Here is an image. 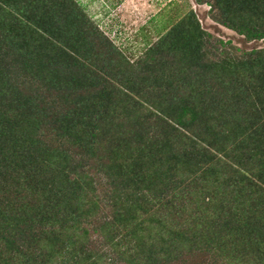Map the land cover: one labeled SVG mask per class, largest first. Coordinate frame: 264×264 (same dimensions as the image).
Masks as SVG:
<instances>
[{
  "label": "trees",
  "instance_id": "obj_1",
  "mask_svg": "<svg viewBox=\"0 0 264 264\" xmlns=\"http://www.w3.org/2000/svg\"><path fill=\"white\" fill-rule=\"evenodd\" d=\"M71 2L0 0V264H264V60L210 57L190 12L128 71ZM57 34L112 58L52 56Z\"/></svg>",
  "mask_w": 264,
  "mask_h": 264
},
{
  "label": "rangeland",
  "instance_id": "obj_2",
  "mask_svg": "<svg viewBox=\"0 0 264 264\" xmlns=\"http://www.w3.org/2000/svg\"><path fill=\"white\" fill-rule=\"evenodd\" d=\"M226 2L222 0L221 4H218L216 0H72L71 5L76 6L79 15L73 29L76 32L80 29L86 33L91 30V25L97 28L114 46L124 51L125 56L121 59V66L123 69L132 71L133 61H137L149 46L160 42L190 12H193L201 28L211 35L210 43L218 50V53L215 50L210 57L217 59L219 54L224 52L221 55H228L239 60L254 58L260 64L264 60V38L248 40L244 35L225 27L224 23L231 22L236 26L261 28L264 26V6L257 10V13L239 12L232 21H228L222 15V7L226 5ZM243 2L245 0H236L237 9L244 8ZM259 3L261 5V2ZM67 26L69 28L66 22ZM76 36L75 34L67 37L66 42L60 44L62 39H59L57 34L56 39L53 40L52 56L56 54V51L60 52L61 47L74 55L79 51L80 54L77 56L84 65V69H90L94 73L108 64L112 57L109 58L106 45H97L96 47L100 50L92 51L93 55L87 56V49H92V46L78 41L80 39L75 38ZM96 52H99L98 55ZM166 59L167 57H163V62L170 61ZM258 70L261 71V68L257 66ZM229 195L227 190L226 195L223 196H226V199ZM108 213L110 214L111 211ZM196 256L188 259L189 264H218L205 256ZM246 259L247 257L240 258L239 261L246 262ZM256 261L253 254L248 257V264H256Z\"/></svg>",
  "mask_w": 264,
  "mask_h": 264
}]
</instances>
